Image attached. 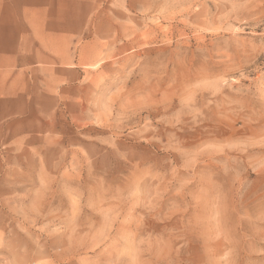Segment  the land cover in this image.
<instances>
[{"label": "rangeland", "instance_id": "rangeland-1", "mask_svg": "<svg viewBox=\"0 0 264 264\" xmlns=\"http://www.w3.org/2000/svg\"><path fill=\"white\" fill-rule=\"evenodd\" d=\"M32 1L0 264H264V0Z\"/></svg>", "mask_w": 264, "mask_h": 264}, {"label": "crops", "instance_id": "crops-1", "mask_svg": "<svg viewBox=\"0 0 264 264\" xmlns=\"http://www.w3.org/2000/svg\"><path fill=\"white\" fill-rule=\"evenodd\" d=\"M24 1L26 8L9 16L10 23L16 19V31L0 40V160L7 161L13 158L1 154L4 148L30 146V65L34 61L30 58V17L45 14L39 4Z\"/></svg>", "mask_w": 264, "mask_h": 264}]
</instances>
